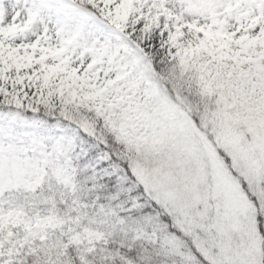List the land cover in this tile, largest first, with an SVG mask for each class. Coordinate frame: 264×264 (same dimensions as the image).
<instances>
[{
  "label": "snow or ice",
  "instance_id": "snow-or-ice-1",
  "mask_svg": "<svg viewBox=\"0 0 264 264\" xmlns=\"http://www.w3.org/2000/svg\"><path fill=\"white\" fill-rule=\"evenodd\" d=\"M0 264H264V0H0Z\"/></svg>",
  "mask_w": 264,
  "mask_h": 264
}]
</instances>
